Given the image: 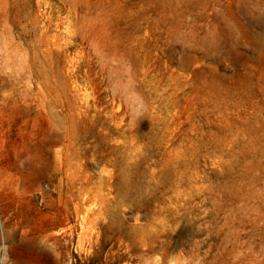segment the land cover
Wrapping results in <instances>:
<instances>
[{
	"label": "rangeland",
	"instance_id": "1",
	"mask_svg": "<svg viewBox=\"0 0 264 264\" xmlns=\"http://www.w3.org/2000/svg\"><path fill=\"white\" fill-rule=\"evenodd\" d=\"M26 1L0 0L10 253L54 264L44 231L56 264H264V0ZM39 32L40 117L2 95Z\"/></svg>",
	"mask_w": 264,
	"mask_h": 264
},
{
	"label": "bare ground",
	"instance_id": "2",
	"mask_svg": "<svg viewBox=\"0 0 264 264\" xmlns=\"http://www.w3.org/2000/svg\"><path fill=\"white\" fill-rule=\"evenodd\" d=\"M20 1L22 3L27 2L26 0H20ZM1 4H4V3H1ZM16 4H19V3H16ZM20 10L22 9L20 8ZM16 21L18 24H20L19 18ZM30 24H31V27L35 30L36 26L34 27V25L36 24V22L30 21ZM19 65L20 66L17 68V70L15 71L12 70L9 73H6V76L9 77L7 80L8 90L6 91V93L2 94L4 97L3 100L5 101V104H9L11 106H17L16 104H19L21 106V109H24V110L29 109L30 105L33 104L35 108V114L38 117H40L41 110H43V93H44V89H43V85H44L43 48H42V40H41L40 32L38 33L37 39L35 40V45H34L32 53H29L27 57L26 56L22 57L20 59ZM30 84L34 86V90L32 92H31ZM53 153H54V156L57 155L56 150L53 151ZM37 155H38V158H37ZM37 155L35 158L36 164L40 160L39 154ZM16 158H18L19 160L22 159L23 161L20 164H25L26 167H29V165H31V160H29L30 157L28 154L26 155L25 152L23 154L18 155V157ZM19 160H17V162ZM12 164H14V162ZM14 166L16 167V169L19 168V166L16 164H14ZM6 171L7 170L5 169H2V170L0 169V182L4 178L1 175L2 172H6ZM0 210H1L0 211V264H39L32 260L17 258L14 256V254L10 253L14 240H15V235L18 234L19 238L23 237L24 231L23 230L18 231L20 226H18L15 222H13L10 217L6 216L7 207H4ZM2 216H3V220H1ZM48 239H51V242L49 245L46 244ZM57 244H58L57 234L47 233L44 231H41L35 234L34 236L30 237V240H29V246L32 249H39V251L47 250L48 252H50L49 255L53 259L54 264H56V261H57L56 260Z\"/></svg>",
	"mask_w": 264,
	"mask_h": 264
}]
</instances>
